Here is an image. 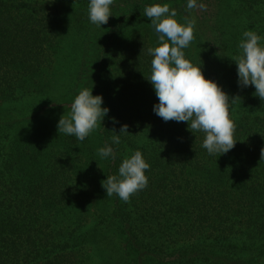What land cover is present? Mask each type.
Listing matches in <instances>:
<instances>
[{
    "label": "trees",
    "instance_id": "obj_1",
    "mask_svg": "<svg viewBox=\"0 0 264 264\" xmlns=\"http://www.w3.org/2000/svg\"><path fill=\"white\" fill-rule=\"evenodd\" d=\"M88 3L0 0V264H264V101L234 61L244 31L264 36V0H115L102 27ZM157 3L194 25L186 58L236 98L227 154L153 111L159 34L143 10ZM84 88L110 111L80 142L57 123ZM124 124L117 158L102 159ZM137 150L147 188L107 196L102 182Z\"/></svg>",
    "mask_w": 264,
    "mask_h": 264
},
{
    "label": "clouds",
    "instance_id": "obj_2",
    "mask_svg": "<svg viewBox=\"0 0 264 264\" xmlns=\"http://www.w3.org/2000/svg\"><path fill=\"white\" fill-rule=\"evenodd\" d=\"M55 2V0H51ZM115 0H89L88 18L96 27L107 24ZM203 8L198 0H187L188 10ZM158 33L159 46L149 48L151 75L146 77L152 84L158 103L154 113L165 122H187L193 134H204L201 147L209 156L224 155L232 150L237 141L235 123L230 115V106L235 101L217 81L206 78L202 65H194L186 58L184 49L194 39V25L181 23L176 19L177 11L167 3L153 4L143 10ZM264 36L253 30H246L238 44L241 54L235 58L238 85L254 86V95L264 101ZM110 109L104 106L102 95H93V88H84L71 104L67 116L62 115L57 123L58 133L73 136L83 142L103 123ZM113 123L118 121L113 118ZM129 126H121L119 133L110 138L111 143L98 149L102 159L115 160L117 153L112 145L121 143V136L129 133ZM264 158V149L261 151ZM150 164L140 150L122 160L118 175L107 176L102 182L107 196H118L129 202L137 192L147 188L149 178L146 171Z\"/></svg>",
    "mask_w": 264,
    "mask_h": 264
}]
</instances>
